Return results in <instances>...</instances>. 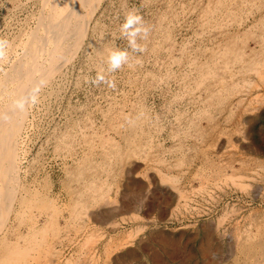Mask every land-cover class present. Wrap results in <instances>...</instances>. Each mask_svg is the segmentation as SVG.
<instances>
[{"label": "rangeland", "instance_id": "obj_1", "mask_svg": "<svg viewBox=\"0 0 264 264\" xmlns=\"http://www.w3.org/2000/svg\"><path fill=\"white\" fill-rule=\"evenodd\" d=\"M42 3L0 0V80ZM86 30L28 106L0 264H264V0H101ZM203 227L222 247L198 263Z\"/></svg>", "mask_w": 264, "mask_h": 264}, {"label": "bare ground", "instance_id": "obj_2", "mask_svg": "<svg viewBox=\"0 0 264 264\" xmlns=\"http://www.w3.org/2000/svg\"><path fill=\"white\" fill-rule=\"evenodd\" d=\"M100 1L43 0L38 23L26 38L22 56L18 54L19 58H12L9 69L3 72L0 80V224L6 219L4 215L10 210L20 184L19 151L29 100L34 99L39 88L69 61ZM17 97L25 111L20 125L15 123L10 110L12 99ZM207 227H203L207 236L193 250L198 263L197 256L207 255L214 246L222 247L220 240L216 243L211 240ZM231 242L229 246L236 245L237 248L238 244L232 245Z\"/></svg>", "mask_w": 264, "mask_h": 264}, {"label": "clouds", "instance_id": "obj_3", "mask_svg": "<svg viewBox=\"0 0 264 264\" xmlns=\"http://www.w3.org/2000/svg\"><path fill=\"white\" fill-rule=\"evenodd\" d=\"M121 35H125L129 29H132L131 36L136 37L139 36L142 40H147L150 32V27L144 20V17L135 10L129 11L125 17L124 22L120 26ZM130 47L136 51L143 53L146 49L143 44L136 43L135 39H131L129 41ZM9 46V41L5 38L0 37V59H3L7 54V48ZM107 62L109 65L108 71L115 72L123 66L127 65L128 67L132 66V59L129 57V53L126 50H112L107 58ZM139 61L137 60L136 63ZM86 83H90L96 87H99L101 84H106L109 88H116L115 79H110L106 77L102 72H97L95 77L86 78ZM38 99V98H37ZM31 103L37 102V100L31 99L29 100ZM21 110L24 105H17Z\"/></svg>", "mask_w": 264, "mask_h": 264}]
</instances>
